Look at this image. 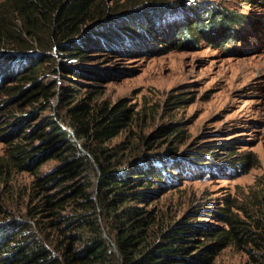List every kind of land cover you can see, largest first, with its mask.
<instances>
[{
  "label": "rangeland",
  "instance_id": "obj_1",
  "mask_svg": "<svg viewBox=\"0 0 264 264\" xmlns=\"http://www.w3.org/2000/svg\"><path fill=\"white\" fill-rule=\"evenodd\" d=\"M139 3L104 20L126 41L113 49L93 50L84 60L37 47L0 51V157L9 158L17 142L31 148L30 139L22 135L42 127L45 119L61 121L71 102H121L132 117L127 128L105 144L115 154L106 162L115 170H129L128 162H168L161 186H156L159 196L140 206L158 207L168 223L186 218L208 229L195 234L196 245H211L224 236L226 243L212 264H264V240L259 239L264 235V0ZM167 6L175 8L166 12ZM223 11L233 20L225 36L218 29L221 22L209 30L204 26ZM236 18L241 23L236 25ZM128 36L138 39L131 44ZM29 59L38 65L43 59L47 62L36 80H21L27 73L20 69ZM35 81L50 87L52 96L44 97L33 86ZM64 87L72 89L65 98ZM25 89L34 94L31 99L22 94ZM192 157L205 165L192 162ZM234 161L244 165H233ZM59 162L46 160L34 173L31 161H26L23 170L7 175V182L0 169V203L6 209L0 223L29 220L27 211L41 192L38 177ZM92 163L89 173L96 182V198L100 170L94 159ZM228 216L238 220L236 224L244 222L255 238L239 234L243 239L238 240Z\"/></svg>",
  "mask_w": 264,
  "mask_h": 264
},
{
  "label": "trees",
  "instance_id": "obj_2",
  "mask_svg": "<svg viewBox=\"0 0 264 264\" xmlns=\"http://www.w3.org/2000/svg\"><path fill=\"white\" fill-rule=\"evenodd\" d=\"M140 1L127 0L112 7L108 0H3L0 2V51L37 47L40 52L53 50L71 59L84 60L93 50L113 49L112 45L119 46L126 41L121 32L113 29V25L108 28L104 20L111 14L140 7L143 3ZM174 8L167 6L165 10ZM230 14L223 11L204 26H209V30L213 23L221 22L218 29H223L221 35L225 36L233 22L228 19ZM234 20L236 25L241 23L238 18ZM182 30L189 35L185 27ZM181 34L178 36L182 37ZM193 34L197 36V31ZM237 36L238 32L234 31L233 37ZM126 39L134 44L138 38ZM120 40L123 42L118 43ZM46 62L43 59L38 65L35 59H29L20 69L27 74L20 79L36 80ZM33 86L44 97L52 96L47 85L35 81ZM71 90L64 87L63 98ZM29 92V89L22 90L31 99L34 94ZM130 111L121 102L115 105L92 104L86 100L71 102L68 114L61 121L45 119L42 127L39 124L22 135L21 139H30L31 148L17 142L9 150V158L0 157L6 182L7 175L23 170L26 161H31L34 173H38L46 160L60 161L50 173L38 177L41 192L36 197L37 204L27 211L29 220L6 226L0 223V264L213 263L217 251L226 243L222 241L224 236L219 235L220 241L211 245H196L195 234L208 229L186 218L168 223L158 207L140 206L143 202L150 205L159 196L156 186H161L164 179L166 160L128 162L129 170H115L110 167L111 162H106L115 154L105 144L127 128L132 117ZM45 152L46 158L42 157ZM198 158L192 157V162L205 165ZM93 159L100 170L96 198L92 193L96 182L89 173ZM233 165L242 166L244 162L234 161ZM3 205L0 203V215L5 214ZM225 218L238 240L243 236L255 238L254 231L244 226V222L236 224L238 220ZM205 234L217 236L213 232ZM259 239L264 240V235Z\"/></svg>",
  "mask_w": 264,
  "mask_h": 264
},
{
  "label": "water",
  "instance_id": "obj_3",
  "mask_svg": "<svg viewBox=\"0 0 264 264\" xmlns=\"http://www.w3.org/2000/svg\"><path fill=\"white\" fill-rule=\"evenodd\" d=\"M111 0H108V2H110Z\"/></svg>",
  "mask_w": 264,
  "mask_h": 264
},
{
  "label": "bare ground",
  "instance_id": "obj_4",
  "mask_svg": "<svg viewBox=\"0 0 264 264\" xmlns=\"http://www.w3.org/2000/svg\"><path fill=\"white\" fill-rule=\"evenodd\" d=\"M261 24V23H260Z\"/></svg>",
  "mask_w": 264,
  "mask_h": 264
}]
</instances>
